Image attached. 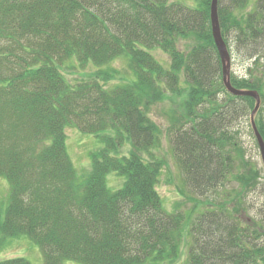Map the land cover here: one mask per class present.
<instances>
[{
    "label": "trees",
    "instance_id": "obj_1",
    "mask_svg": "<svg viewBox=\"0 0 264 264\" xmlns=\"http://www.w3.org/2000/svg\"><path fill=\"white\" fill-rule=\"evenodd\" d=\"M183 1L0 0V178L10 185L0 248L29 238L44 264H176L183 247L187 264H264V225L239 218L241 197L261 174L248 167L237 133L226 126L252 113L256 101L223 84L213 0ZM218 4L231 56L250 61L244 76L231 74L232 86L259 93L255 121L264 140V0ZM120 59L129 76L111 66ZM73 61L80 70L94 68L89 79L67 77V63L77 71ZM167 97L177 107L163 135L150 111ZM70 128L103 144L85 177L68 153ZM165 135L195 191L233 179L242 192L201 203L204 211L166 212L158 189ZM112 173L124 179L117 191L108 186Z\"/></svg>",
    "mask_w": 264,
    "mask_h": 264
},
{
    "label": "rangeland",
    "instance_id": "obj_2",
    "mask_svg": "<svg viewBox=\"0 0 264 264\" xmlns=\"http://www.w3.org/2000/svg\"><path fill=\"white\" fill-rule=\"evenodd\" d=\"M183 2H186L185 0ZM154 56L159 62L168 66L170 59L160 50L154 51ZM74 62V61H73ZM72 62V63H73ZM75 63V62H74ZM250 65L243 54L231 56V74L244 76ZM71 63H67L64 73L70 80L76 82L85 81L90 78L93 67L86 69H78L77 63L74 68H70ZM120 74L129 76L130 71L128 62L125 59L117 60L113 65ZM128 74V75H127ZM119 84L118 81L109 84V87ZM179 104V102L177 103ZM262 105V104H261ZM176 104L172 97H167L161 104H156L151 108V119L161 128L163 135L172 126L173 110L176 109ZM177 111V110H176ZM251 114L248 113L242 117L227 120L226 126L229 127L231 133H237L241 145L245 150L248 167L252 170L260 172V180L253 191L245 192V196L241 197L240 220L243 225H250L253 222L258 225H264V164L257 141L255 139L252 125ZM68 153L78 171L80 177L87 176L92 170V154L103 147L99 139L93 135L82 133L79 129H68ZM160 155L166 158L167 164L163 171L159 192L164 203L166 212L173 213L177 210L183 213L189 212L196 205H200L199 209L204 211L205 206L201 203L220 202L224 198L229 199L235 197L239 192H242L238 182L231 179L226 185L219 186L216 190H211L202 194L200 191H195L192 186L186 181V176L182 173L179 165L176 162L173 152V144L170 136H164L162 146L159 151ZM239 168V167H238ZM240 171V170H239ZM238 171V172H239ZM242 172V171H241ZM237 173V172H236ZM108 186L112 191H117L123 187L124 179L117 177L114 173L107 178ZM10 185L7 180L0 178V210L5 212L9 205ZM179 205L180 208H177ZM199 214V213H198ZM238 217V215H236ZM188 248L183 247L182 256L176 264L188 263ZM22 258L29 261L31 264H44V257L39 246L34 244L29 238L22 237L18 239H9L0 248V262ZM64 264H79L74 261H66Z\"/></svg>",
    "mask_w": 264,
    "mask_h": 264
},
{
    "label": "water",
    "instance_id": "obj_3",
    "mask_svg": "<svg viewBox=\"0 0 264 264\" xmlns=\"http://www.w3.org/2000/svg\"><path fill=\"white\" fill-rule=\"evenodd\" d=\"M218 2L219 0L212 1L211 28H212L213 39H214V42L217 47L219 57L221 60L223 84L226 90L231 95L235 97H250L256 101L255 109L252 112L251 123H252V128H253V131H254V134H255L259 149H260L262 161L264 164V140L262 136L260 135L258 128L256 126V123H255V116L258 113L261 107V103H262L261 98L257 92L237 90L232 86V83H231V55L223 39L222 32H221V26H220L219 14H218V8H219Z\"/></svg>",
    "mask_w": 264,
    "mask_h": 264
}]
</instances>
